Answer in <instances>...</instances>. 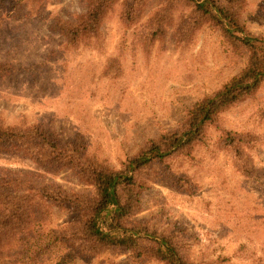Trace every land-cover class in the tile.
<instances>
[{
    "label": "rangeland",
    "instance_id": "rangeland-1",
    "mask_svg": "<svg viewBox=\"0 0 264 264\" xmlns=\"http://www.w3.org/2000/svg\"><path fill=\"white\" fill-rule=\"evenodd\" d=\"M232 7L244 30L264 40V0H238ZM122 9L119 0L103 18L98 40L74 47L49 26L84 13L86 0H0V62L12 67L0 77L6 124L40 122L63 140L79 130L90 149L118 170L150 140L180 129L194 104L248 62L247 49L210 22L192 31L185 27L181 14L191 12L185 0H145L131 24ZM158 11L171 13L173 25L144 42L148 20ZM226 133L245 136L241 156L221 142ZM188 151L167 159L183 177L177 182L161 176L149 181L145 169L138 173L147 186L134 219L175 230V242L194 264H264V81L219 113ZM0 168L29 186L94 193L67 168L53 172L20 155L0 154ZM44 219L28 237V251H15L17 263L165 264L112 248L86 259L52 241L53 230L70 220L66 210L53 208Z\"/></svg>",
    "mask_w": 264,
    "mask_h": 264
},
{
    "label": "trees",
    "instance_id": "trees-1",
    "mask_svg": "<svg viewBox=\"0 0 264 264\" xmlns=\"http://www.w3.org/2000/svg\"><path fill=\"white\" fill-rule=\"evenodd\" d=\"M31 1L34 0H21V3ZM117 1L86 0L84 13L74 20L56 19L49 28L57 31L66 45H88L91 40H98L103 18ZM185 1L195 13L181 14L185 27L192 31L206 21L219 27L229 42L247 49L246 66L211 96L194 104L180 129L150 140L135 154L127 156L118 170L90 149L79 130L63 140L40 122L27 125L22 120L6 124L0 114V154L20 155L53 172L67 168L80 182L94 188V193L88 196L68 193L58 184L33 187L22 177L0 168V264H22L13 260L15 251L22 247L25 253L28 251V237L53 208L66 210L70 220L64 228L53 230L52 241L65 243L86 259L104 248H112L129 250L139 259L194 264L184 249H180L181 243L175 242V230L157 225L154 219H134L140 211V195L147 186L137 176L145 169L149 181L160 176L174 182L183 179L171 171L167 159L177 150L188 155L189 151H184L203 138L206 127L219 113L259 88L264 81V40L247 33L240 24L238 13L232 7L238 0ZM122 2V17L129 24L135 22L142 14L145 0ZM171 15L156 12L145 27L144 42L163 36L169 25H173ZM159 38L162 37L156 39ZM11 70L10 64L0 62V77ZM221 142L241 156L246 139L243 135L226 133Z\"/></svg>",
    "mask_w": 264,
    "mask_h": 264
}]
</instances>
